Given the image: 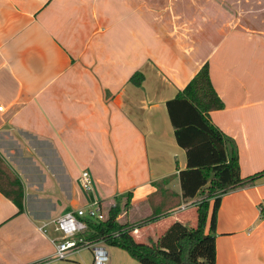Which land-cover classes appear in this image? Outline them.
<instances>
[{
  "label": "crops",
  "instance_id": "obj_1",
  "mask_svg": "<svg viewBox=\"0 0 264 264\" xmlns=\"http://www.w3.org/2000/svg\"><path fill=\"white\" fill-rule=\"evenodd\" d=\"M205 63L224 102L210 119L242 176L264 170V0H0V155L24 188L22 212L0 191V264H88L89 246L55 257L59 235L41 216L97 198L108 212L120 200L119 222H143L139 240L193 226L200 197H183L187 153L167 101ZM263 198L264 175L221 195L216 264H264ZM97 244L105 264H142Z\"/></svg>",
  "mask_w": 264,
  "mask_h": 264
},
{
  "label": "trees",
  "instance_id": "obj_2",
  "mask_svg": "<svg viewBox=\"0 0 264 264\" xmlns=\"http://www.w3.org/2000/svg\"><path fill=\"white\" fill-rule=\"evenodd\" d=\"M138 73H136L137 75ZM135 80V75L132 76ZM224 106L205 63L173 98L167 101L176 140L186 149L187 168L180 171L182 194L196 202L197 220L188 226L175 220L158 238L146 241L135 237L141 223H121L117 199L104 219H91L80 233L82 243L102 241L121 247L142 264H216V221L221 195L239 186L254 183L264 170L242 176L237 146L211 119L210 111ZM0 191L24 211V188L20 177L0 155ZM206 198L200 200L203 192ZM126 206L130 204V192ZM213 207L210 214L211 199ZM210 218L209 230L207 220Z\"/></svg>",
  "mask_w": 264,
  "mask_h": 264
},
{
  "label": "built area",
  "instance_id": "obj_3",
  "mask_svg": "<svg viewBox=\"0 0 264 264\" xmlns=\"http://www.w3.org/2000/svg\"><path fill=\"white\" fill-rule=\"evenodd\" d=\"M3 109L4 106L0 104V110ZM80 184L86 191L93 190V176L89 170L84 169L81 172ZM258 208L260 216L264 217V198L260 200ZM107 216L108 211L104 208L101 200L97 198L84 206L66 211L50 220L42 222L40 228L46 231L50 227V224H54L55 232L60 234L54 238L56 258H67L75 250L89 246L94 251L93 264H105L108 259L107 250L97 244L98 241L89 244L86 241L82 243L83 239L80 233L88 227L89 220L104 219Z\"/></svg>",
  "mask_w": 264,
  "mask_h": 264
},
{
  "label": "rangeland",
  "instance_id": "obj_4",
  "mask_svg": "<svg viewBox=\"0 0 264 264\" xmlns=\"http://www.w3.org/2000/svg\"><path fill=\"white\" fill-rule=\"evenodd\" d=\"M28 139H26V140H22V141H25L24 143H26V141H27ZM14 147H17L16 148V155H18V154H20V152H22V151H24L23 149H21L22 147H21V145L20 144H18V145H16V146H14ZM22 154L24 155V156H26L25 155V152H22ZM22 155V156H23ZM36 156V155H35ZM95 182L93 181V190L95 189ZM87 192V191H86ZM206 191H204L203 192V194L205 193ZM206 198V196H205V194L204 195H202V197H201V199L200 200H204ZM213 199V198H212ZM198 202V201H197ZM33 205V211H35L34 213L36 214V212H37V207H36V204H32ZM56 215V213L54 214V213H52V214H50V215H46V216H41V217H43L44 218V220H50V219H52V218H54V217H56L55 216ZM196 216H197V214H196ZM46 218V219H45ZM42 221V220H41ZM43 222V221H42ZM50 231L52 232V233H54V234H56V235H60L59 233H57V232H55V230H54V224H50ZM153 239H155V238H153ZM122 252H126V254H128L127 253V251L124 249L123 250V248H121V247H118ZM81 255H82V257L88 262V264H91V262H92V260H94V251H93V249L91 248V247H86V248H84L83 249V251L81 252ZM113 262L111 263V264H124L123 263V260H122V257L121 256H114L113 258ZM137 260V259H136Z\"/></svg>",
  "mask_w": 264,
  "mask_h": 264
}]
</instances>
